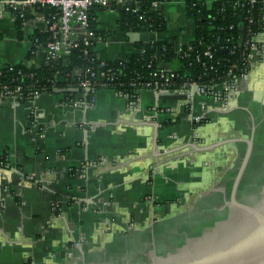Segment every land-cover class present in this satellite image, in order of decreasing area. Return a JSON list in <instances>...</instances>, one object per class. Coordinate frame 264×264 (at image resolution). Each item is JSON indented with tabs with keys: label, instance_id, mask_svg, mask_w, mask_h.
<instances>
[{
	"label": "crops",
	"instance_id": "crops-1",
	"mask_svg": "<svg viewBox=\"0 0 264 264\" xmlns=\"http://www.w3.org/2000/svg\"><path fill=\"white\" fill-rule=\"evenodd\" d=\"M159 10L168 22L163 34L122 31L118 16L98 22L109 35L97 43V57L128 59L137 43L194 39L186 0ZM33 33L19 29L0 0V69L28 60ZM256 42L248 77L224 102L197 91L187 97L143 90L130 103L111 89L98 90L92 105L75 106L55 91L6 99L0 106V157L7 155L9 164L0 166V264H126L140 248L150 249L161 229L156 220L185 209L186 201L174 198L188 193L197 200L209 192L205 206L225 203L223 164L246 143L193 146L254 135V154L264 139V32ZM44 63L39 51L35 65ZM75 98L83 100V93ZM196 117L209 122L194 128Z\"/></svg>",
	"mask_w": 264,
	"mask_h": 264
},
{
	"label": "trees",
	"instance_id": "trees-1",
	"mask_svg": "<svg viewBox=\"0 0 264 264\" xmlns=\"http://www.w3.org/2000/svg\"><path fill=\"white\" fill-rule=\"evenodd\" d=\"M154 1L162 4L170 0H134L131 2L130 8H137L138 13L117 9L120 15L117 22L119 28L126 32L154 34L167 32L168 22L159 9L152 8ZM95 13L96 10L91 12L90 29L105 40L109 33L98 29ZM186 16L194 24V39L192 41L184 43L175 37L171 40H154L147 44H135V51L128 59L106 62L108 68L117 74L116 82L107 87L96 85L92 88V92L113 89L119 95L128 96V101L133 103L138 99L139 93L145 86L141 84L132 88L129 86L130 82L138 78L142 83L154 82L155 78L151 74L161 68L177 75L169 81L166 80L168 81L167 86L160 87L168 92L183 91L184 85L192 81L209 88L211 85L238 78L244 71L250 70L251 43L256 36L264 32V0H259L254 5L239 0H217L212 3L186 0ZM15 23L19 29L22 28L20 20ZM36 39L39 43L45 44L48 36L47 34L34 33L31 41L35 42ZM209 48L212 57L204 55ZM179 49L182 51L179 52ZM154 56L157 57L156 60L153 58ZM198 56L201 58L200 61H197ZM28 59H30V55H28ZM100 62L102 61L96 53L84 57L79 50L72 51L65 64L62 61L46 63L32 69L26 61L16 66L8 65L1 68L0 84L9 85L12 88L22 85L23 102L26 101L27 95L53 93L57 88H68L70 85L78 87L77 81L72 79L68 81L65 79L66 75H71L77 68H82L85 73L106 70L107 67L99 68ZM149 64L152 66L149 67ZM20 70L25 76L18 75ZM58 71L62 76L60 78H56ZM31 73L34 74L33 77L30 76ZM120 83H124V85H120ZM65 95L75 97L77 93H66ZM88 100H90V96ZM208 122L206 119H201L195 122L193 127ZM8 165L7 155H2L0 166ZM56 213H59V210Z\"/></svg>",
	"mask_w": 264,
	"mask_h": 264
},
{
	"label": "built area",
	"instance_id": "built-area-1",
	"mask_svg": "<svg viewBox=\"0 0 264 264\" xmlns=\"http://www.w3.org/2000/svg\"><path fill=\"white\" fill-rule=\"evenodd\" d=\"M133 1L134 0H6V3L14 22L20 20L22 30L27 27H31L34 30V33L47 34L48 36V40L45 44L39 43L37 39L35 42H31L32 47L29 53L30 59L27 60V63L29 67L34 69L37 68L35 65V58L39 51H42L45 55L44 64L60 61L64 62L65 64L67 63L68 55L72 51L77 50H79L80 54L84 57L93 55L95 53V47L97 43L103 39L98 37L95 31L90 29L91 12L96 10L95 16L97 17L98 22V15L100 12L117 13L119 20L120 15L117 7H121L122 11L130 10L134 13L139 12L137 8H130V4ZM239 1L249 2L252 5L259 2V0ZM160 5V3L154 1L152 3V8L154 10H158ZM256 37L251 43L252 52L249 55V61L252 58L254 52L258 51ZM181 51L182 49H179V52ZM204 55L206 57H212L210 48L205 51ZM153 58L155 60L157 59L156 56ZM200 59V56H198L197 61H200ZM151 66L152 64H149V67ZM106 67V70H101L97 73H85L82 68H77L71 75H66L65 79L68 81H70V79L76 80L78 85V87L70 85L68 88H77L79 89V92L83 93V100L76 99L74 96L67 97V100L75 106H78L79 104L92 105L95 101V93L92 92V88L96 87V85L107 87L114 84L117 80V74H115L111 68H108L106 61L100 62V69H104ZM249 71L250 70L244 71L238 78L230 81H223L216 85H211L209 88L192 81L184 85L185 89L183 91H175L174 93L184 94L187 97H191L195 92L193 91V88L198 87L196 91L199 94L209 97L216 102H224L229 95L238 91L239 82L248 77ZM18 75L25 76L21 70L18 71ZM151 75L155 78L154 82L146 81L142 83L138 78L132 80L129 86L136 88L138 85L143 84L145 88L141 91H165L160 89V87L167 86L169 79L175 78L177 76L174 72L163 68L156 70ZM30 76L33 77L34 74L31 73ZM60 77L62 76L58 71L56 73V78ZM158 78L159 80H157ZM164 79L165 81H162ZM120 85H124V83H120ZM22 91V85H16L14 88H12L6 84H0V106L8 98H15L19 101H22ZM70 93L74 94L73 92ZM35 96L37 95H27L26 100ZM89 96L90 100H88ZM124 97L128 98V96ZM201 119V117H196L195 121L198 122ZM53 209L55 212L57 210L60 212L61 205L57 202H54Z\"/></svg>",
	"mask_w": 264,
	"mask_h": 264
},
{
	"label": "water",
	"instance_id": "water-1",
	"mask_svg": "<svg viewBox=\"0 0 264 264\" xmlns=\"http://www.w3.org/2000/svg\"><path fill=\"white\" fill-rule=\"evenodd\" d=\"M117 9L120 10L121 7ZM197 89L198 87H194L193 91ZM54 91L56 93H78L79 89L57 88ZM239 141L245 142L247 148L232 185L229 200L225 202V205L238 209L242 213L241 219L235 221L222 235L214 233L217 231L215 227L203 235L204 237L196 240L205 226L212 228L214 223H217L219 214H226V209H223L182 245L189 244L188 246L174 254L156 258L149 264H264V199L256 206H249L242 202L256 198L264 190V186L246 191L237 197L239 185L253 155L254 135H251L249 139L238 138L221 141L205 148L193 147L197 151H203ZM13 171L23 175L17 169H13Z\"/></svg>",
	"mask_w": 264,
	"mask_h": 264
},
{
	"label": "rangeland",
	"instance_id": "rangeland-1",
	"mask_svg": "<svg viewBox=\"0 0 264 264\" xmlns=\"http://www.w3.org/2000/svg\"><path fill=\"white\" fill-rule=\"evenodd\" d=\"M117 16V13L112 15L108 12H100L99 22L109 21L112 17L115 20V18L117 19ZM98 26H100V24H98ZM258 143L259 144H257L258 146L256 147L257 150H255L254 154L252 155L249 165L239 185L237 197L246 191L264 186V139L262 141H258ZM245 150L243 148L242 152H240L236 158L234 156V159L232 158V160H227L223 164L226 167L228 166L223 176V179L227 180L228 182L227 185H225L226 201L229 200L231 188L235 177L238 174ZM182 186L183 184L178 185V188ZM186 188L188 189V186H186ZM208 193L209 192L201 194L197 200L194 198H189L188 193L186 197L183 196V198H180L179 201H177L178 198H174V196V203L179 204L182 202V200L183 202L186 201L182 207V209H185L176 211L168 217L159 218L158 221L156 220V226L161 227V229L154 233V239L152 238L153 240L149 245L151 246L149 247L150 249L144 250L145 248H140L136 251L137 253L134 260L131 262V259L127 261L126 264H149L156 258L163 257L168 253L174 252L184 243H186L205 224V219L209 221L214 216L219 214L222 209H225V203H221L220 205L219 201L215 202V205H213L214 207L212 208H208L207 205L205 206L204 199ZM170 200H159V204L162 205V203L168 202ZM142 252L144 253L141 254Z\"/></svg>",
	"mask_w": 264,
	"mask_h": 264
},
{
	"label": "flooded vegetation",
	"instance_id": "flooded-vegetation-1",
	"mask_svg": "<svg viewBox=\"0 0 264 264\" xmlns=\"http://www.w3.org/2000/svg\"><path fill=\"white\" fill-rule=\"evenodd\" d=\"M263 199H264V190L261 191L259 193V195H257V197L254 198L253 200H250V201H242V202H244L245 204H247L249 206H256ZM224 208L226 209V214L225 215L219 214V217H218L219 219H218V221H216L217 223H214V225H213L212 228H210V227L207 228L205 226L204 230L201 231L202 232L201 235L199 237H197L196 240H199L200 238L204 237L203 235H206L212 229H215V227H216L217 231H215L214 233L215 234L222 235V234H224L226 232V230L228 228H230V226L232 224H234L235 221L241 219L242 213L238 209H236L234 207H229V206H226V205L224 206ZM204 223L207 225L208 224V221L205 219L204 220ZM188 245H184L180 249L175 250L173 253H168V254H174V253H176V251L182 250V248H184L185 246H188Z\"/></svg>",
	"mask_w": 264,
	"mask_h": 264
}]
</instances>
